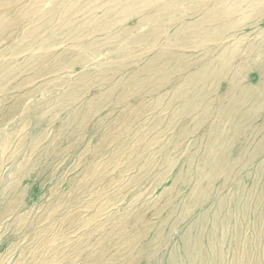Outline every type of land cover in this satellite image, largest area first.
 <instances>
[{
  "label": "rangeland",
  "instance_id": "1",
  "mask_svg": "<svg viewBox=\"0 0 264 264\" xmlns=\"http://www.w3.org/2000/svg\"><path fill=\"white\" fill-rule=\"evenodd\" d=\"M263 55L264 0H0V264H171L186 233L206 264H264L263 155L224 247L196 229L236 196L202 162L229 147L234 171L264 141V109L230 114L263 100Z\"/></svg>",
  "mask_w": 264,
  "mask_h": 264
},
{
  "label": "bare ground",
  "instance_id": "2",
  "mask_svg": "<svg viewBox=\"0 0 264 264\" xmlns=\"http://www.w3.org/2000/svg\"><path fill=\"white\" fill-rule=\"evenodd\" d=\"M118 2V1H117ZM126 2V1H125ZM69 7V6H68ZM118 7V6H117ZM116 7V8H117ZM73 8H75V6L73 7H71V9H73ZM102 8V7H101ZM70 9V8H69ZM119 9V8H118ZM207 10V9H206ZM96 11V10H95ZM110 13V12H109ZM97 19V18H96ZM113 19V18H112ZM89 21V20H88ZM95 22H94V24H97V22H96V20H94ZM98 21H99V19H98ZM110 21H112L111 19H110ZM108 22H109V20H108ZM93 24V25H94ZM95 26V25H94ZM108 26V25H107ZM110 26V25H109ZM105 27V26H104ZM97 28V27H96ZM262 58H263V60H264V55L262 56ZM252 92H254V91H252ZM255 94H256V92H255ZM257 95V94H256ZM134 96V95H133ZM258 96H259V94H258ZM239 97H240V99H241V101H239L240 102V105L239 106H237L235 109H234V111H231V116L232 115H234V118L236 117V116H238V115H241V117H243L242 118V120L244 121V122H242L244 125H245V123L247 124V123H249V122H254V121H256L258 118H259V114H258V112L260 111V110H262V109H264V97H263V100H260L261 99V97L259 98H257L256 96H254V94L252 93L251 94V91H248V90H246V91H244V92H242L241 94H239ZM238 97V98H239ZM230 99H233V100H237V97H235V96H233V95H230V97H229ZM257 98V99H256ZM252 99H255L254 101H255V108L252 110V109H244V108H242L243 107V105H244V102L245 101H249V100H252ZM254 101H253V103H254ZM233 102V101H232ZM232 102H231V104H232ZM242 102V103H241ZM235 103V102H234ZM239 104V103H238ZM253 105V104H252ZM232 107H234V106H232ZM251 107V106H250ZM191 108V107H190ZM229 109V108H228ZM230 111V110H229ZM258 111V112H257ZM232 112H233V114H232ZM208 113H210V112H208ZM207 113V114H208ZM228 113V112H227ZM261 115V114H260ZM262 116V115H261ZM240 117V118H241ZM239 118V119H240ZM262 119V118H261ZM263 120V119H262ZM201 121H204V120H201ZM219 121L221 122H223V119L222 120H220L219 119ZM225 121H227V120H225ZM234 121V120H233ZM232 121V122H233ZM239 121V120H238ZM235 123V122H234ZM233 123V124H234ZM229 124V123H228ZM232 124V125H233ZM242 124V125H243ZM214 125L215 124H212L211 126L212 127H214ZM220 125V124H219ZM229 125H231V123L229 124ZM237 125H238V123H237ZM264 125V124H263ZM262 125V126H263ZM222 126H224V124H222ZM222 126H219V127H222ZM240 126V127H239ZM226 127V126H225ZM218 128V127H217ZM241 128V124L240 125H238V126H232V127H230V129L233 131V132H238L239 130H240V132L241 131H243L244 129H245V127H244V129L242 130V129H240ZM260 129L258 130V128H256V130L254 129V131L251 133L252 135H248V137L249 136H252L253 138H255V139H257V140H259V139H262L263 140V136H264V128H262L261 129V127H259ZM219 129V130H218ZM217 130L218 131H220V128H218ZM231 130H230V133H231ZM212 132H213V130H212ZM217 132V131H216ZM215 132V135L217 134ZM229 132V131H228ZM211 133V132H210ZM239 133V132H238ZM240 134V133H239ZM222 135V134H221ZM233 135V134H232ZM224 135H222V137H223ZM216 137V136H215ZM217 137H219V136H217ZM221 138V137H220ZM224 138V140H225V137H223ZM254 139V140H255ZM213 144V143H212ZM215 145L216 144H214V147H215ZM226 145V144H225ZM225 145H221V147H220V149H223V148H225ZM228 145H230V144H228ZM209 147H212V146H209ZM257 147V149H258V155H254L253 153H252V155H250L249 156V159L247 160V162L241 167V166H239V161H237V163H236V167L234 168V171H232V169L228 166V169L230 168L231 170H228V169H225V170H223V168H224V166H225V163H229V159H230V157H228L229 155H231V153H229V147L228 148H226V149H223V150H225V156H224V158H223V160L221 161V160H215V158L213 159V158H209V159H205L203 162H202V166L203 167H208V166H211L212 168H215L216 166H217V164H220V166L217 168V170H214V175H212V178H211V181H213L212 183H210V190L211 189H213L214 187H215V182L217 181L216 179V176H219V175H217V173H216V171H218V169H220L219 170V172H221V173H230V175L229 176H231L232 177V175L231 174H233V175H235L236 177H233V186H234V188H235V190H236V196H234V197H232L231 198V200L230 199H227L226 198V194L224 195L223 194V192H222V190H223V185L221 186V189H219V191L218 192H215L214 194H216L217 195V198H216V203L214 204V206H216V210L217 211H215L216 213L214 214V215H212V216H210L209 215V212L208 211H204V212H202V214L200 215V219H199V221H198V223H197V225H196V229L198 230V231H200L201 229H204V226H206L208 223H210V222H212V229H210L208 232H206L207 233V236H208V241H209V245H211V247L214 249V250H219V248H220V250H221V245L224 247V245H223V242H225L226 243V240H223L225 237V229L226 228H228V226L230 227V225H229V219H230V216L229 215H227L225 212H227V210L229 209L231 212H232V210H231V205H233V208L234 209H238V206H239V199H240V197L241 196H244V194L245 195H247V197L248 198H252V199H254V197H253V193L254 192H256L255 191V189H256V186L254 187L253 185H251V186H253V187H250V188H246V186H247V183H248V181H249V176L246 174V170H247V166H256L255 165V161H256V159H257V157L259 158L261 155H263L264 156V141H261L260 140V142H259V144L256 146ZM231 148V147H230ZM209 149V148H208ZM246 149V148H245ZM253 149H255V148H253ZM216 150V149H215ZM243 150V149H242ZM207 152V151H206ZM216 152V151H215ZM243 152V151H242ZM255 153V152H254ZM244 154V153H243ZM239 155H240V153H239ZM223 156V155H222ZM245 156V155H244ZM254 156V157H253ZM218 157V156H217ZM219 158V157H218ZM222 158V157H221ZM240 158V157H239ZM244 158V157H243ZM237 159V158H236ZM242 159V158H241ZM225 162V163H224ZM242 162V161H241ZM201 164V163H200ZM232 164V163H231ZM208 165V166H207ZM226 167V166H225ZM227 168V167H226ZM250 171H252V170H250ZM249 171V172H250ZM254 171H256V174H257V176H260V177H262V176H264V163L262 164V165H257L256 167H255V170ZM253 172V171H252ZM182 173V172H181ZM183 174V173H182ZM181 175V174H180ZM227 175V174H226ZM188 176V175H187ZM211 176V175H210ZM239 176H240V178H239ZM255 176V175H254ZM231 177H228V178H231ZM180 178H182V177H180ZM205 178V175L204 174H200V175H198V179L199 180H203ZM227 178V179H228ZM263 178V177H262ZM254 179V178H253ZM198 180V181H199ZM206 180V179H205ZM201 182V181H200ZM209 182V181H208ZM231 182V181H230ZM260 183V182H259ZM201 184H203L202 182H201ZM200 185V184H199ZM231 185V184H230ZM257 185V184H256ZM201 186V185H200ZM199 186V188H201ZM258 186V185H257ZM260 186H262V185H260ZM232 188V187H231ZM202 189H203V187H202ZM202 189H200V190H198V191H201ZM227 189V188H226ZM213 191V190H212ZM263 191V190H262ZM203 193V192H202ZM262 193V192H261ZM204 194V193H203ZM260 194V193H259ZM208 195V194H207ZM263 197V196H262ZM260 198V197H259ZM264 198V197H263ZM262 198V199H263ZM215 199V198H214ZM228 200H230V201H228ZM196 201V200H195ZM249 201V200H248ZM251 201L252 200H250V203H251ZM254 201V200H253ZM257 201H259V200H257ZM228 202H230V203H228ZM262 202V201H261ZM195 203V202H194ZM247 203V202H246ZM249 203V204H250ZM258 203V202H257ZM244 204H245V202H244ZM244 204H243V206H244ZM248 206V205H247ZM250 206V205H249ZM248 206V207H249ZM264 206V205H263ZM245 207V206H244ZM211 208H213V207H211ZM263 208V207H262ZM228 210V211H229ZM240 211V210H239ZM249 211V210H248ZM254 211V210H253ZM263 211H264V209H263ZM243 212L245 213V214H247V209L246 208H243ZM249 213V212H248ZM236 214H238V213H236ZM261 214V213H260ZM221 215H223L224 216V218L222 219V220H220V216ZM255 215H258L257 213L255 214ZM262 215H263V212H262ZM246 216V215H245ZM249 216V215H248ZM257 217V216H256ZM242 218V217H241ZM261 218V217H260ZM264 218V217H263ZM256 219H258V217L256 218ZM246 221H248L247 219H246ZM245 221V222H246ZM258 221V220H257ZM262 221H264V220H262ZM230 222H231V220H230ZM256 222V221H255ZM249 223V222H248ZM258 223H260L259 221H258ZM231 224V223H230ZM261 224H263V223H261ZM239 224H237V226H238ZM242 225V224H241ZM255 225V224H254ZM259 225V224H258ZM233 227V226H232ZM241 227V226H240ZM240 227H238V228H240ZM256 227H257V225H256ZM237 228V229H238ZM246 228V227H245ZM234 229H236V228H234ZM241 229V228H240ZM255 229H257L258 230V227L257 228H255ZM239 230V229H238ZM192 231V230H191ZM196 231V230H195ZM202 231V230H201ZM241 231V230H240ZM239 231V232H240ZM227 232H228V229H227ZM238 232V231H237ZM192 233V232H191ZM236 234V233H235ZM239 234V233H238ZM241 235H242V232L240 233ZM259 234V233H258ZM226 235H228V234H226ZM236 236V235H235ZM261 236V235H260ZM260 236H259V238H260ZM239 237H240V235H239ZM258 237V236H257ZM236 239V238H235ZM234 239V240H235ZM240 239V238H239ZM222 240H223V242H222ZM200 241V240H199ZM199 241L198 240H196V239H194L190 234H188V233H186V234H184V236H183V247H182V249H183V258H181L180 257V259L175 255V254H173L172 256H171V264H180V263H183V264H206V258L205 257H202L201 256V250L202 249H200V243H202V242H200L199 243ZM232 242V241H231ZM240 242V240L238 241V242H236L235 243V246H236V244L238 243V244H240L239 243ZM246 243H249L248 241H245ZM259 242H260V239H259ZM259 242H258V244H259ZM230 243V242H229ZM231 244V243H230ZM237 244V246L239 247L240 245H238ZM252 244V243H251ZM204 245V244H203ZM203 245H201V247L203 246ZM226 245V244H225ZM228 247H229V244H228ZM248 247V246H247ZM250 247V246H249ZM248 247V248H249ZM211 248V249H212ZM233 248V247H232ZM247 248V249H248ZM237 249V248H236ZM179 250V249H178ZM223 250V249H222ZM238 250V249H237ZM236 250V251H237ZM239 251V250H238ZM248 251H250V249L248 250ZM248 251H246V253L248 252ZM244 252H245V250H244ZM179 253V252H178ZM212 253H215L214 251L212 252ZM223 253H224V251H223ZM234 253V252H233ZM208 254V253H207ZM220 254H222L221 253V251H220ZM219 254V256H217L218 258H222V257H220V256H222V255H220ZM238 255V254H237ZM209 256V255H208ZM213 256H215V254H213ZM201 257V258H200ZM224 257V256H223ZM236 256L234 255V258H235ZM216 258V257H215ZM238 258V257H237ZM242 258V257H241ZM223 260H224V258H222ZM208 260V259H207ZM218 260V259H217ZM223 260H221V262L223 261ZM237 260V259H236ZM236 260H234L235 262H236ZM245 259L243 258V261H244ZM213 261V260H212ZM211 261V262H212ZM239 260H237V262H238ZM243 261H242V263H243ZM220 262V263H221ZM232 262V261H231ZM236 262V263H237ZM161 263V262H160ZM234 263V262H233ZM232 263V264H233ZM244 263H245V261H244ZM246 263H248V260L246 261ZM245 263V264H246ZM249 264V263H248Z\"/></svg>",
  "mask_w": 264,
  "mask_h": 264
}]
</instances>
